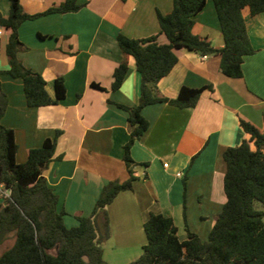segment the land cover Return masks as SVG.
I'll return each instance as SVG.
<instances>
[{
	"label": "crops",
	"instance_id": "crops-1",
	"mask_svg": "<svg viewBox=\"0 0 264 264\" xmlns=\"http://www.w3.org/2000/svg\"><path fill=\"white\" fill-rule=\"evenodd\" d=\"M65 1L20 0L25 13L40 16L19 27V39L27 48L19 58L42 75L53 98L55 79L64 78L66 96L58 104L27 105L22 80L7 73L8 34L0 26V79L7 95L1 122L15 132L19 164L26 162L31 149L61 131L54 160L43 175L71 228L78 224L77 213L85 217L92 213L108 182L129 177L123 147L131 127L127 111L119 105L139 103L141 77L117 37L157 36L159 44H167L157 14L170 13L173 4L172 0H76L81 6L77 12L44 14ZM9 10V0H0V14L6 18ZM243 16L255 53L245 57L241 78L222 74L218 55L179 50L177 64L158 83L159 91L175 99L184 86L212 89H205L194 107L163 102L142 109L149 127L131 147L133 189L120 192L107 206L111 236L103 244V258L108 264H128L142 254L143 224L151 213L171 217L181 240L187 238L186 229L208 239L226 202L223 152L249 137L240 119L264 130V13L251 15L246 8ZM192 32L215 48L224 46L212 0L196 16ZM123 62L128 72L121 87L112 90L114 72ZM9 246L4 242L0 248Z\"/></svg>",
	"mask_w": 264,
	"mask_h": 264
},
{
	"label": "trees",
	"instance_id": "trees-1",
	"mask_svg": "<svg viewBox=\"0 0 264 264\" xmlns=\"http://www.w3.org/2000/svg\"><path fill=\"white\" fill-rule=\"evenodd\" d=\"M212 1L224 41L222 48H215L206 38L192 32L195 18L206 7L207 0H172L170 13L157 14L160 34L167 38V44H159L157 36L132 39L118 35L120 49L134 59L141 77L139 103L133 107L119 105L127 111L131 127L130 138L123 147L129 177L124 182H108L92 213L87 217L75 215L78 224L74 227L66 226V211L43 175L54 160L61 131L45 139L39 148L31 149L25 163H17L15 132L1 122L7 109V95L0 79V184L9 191L7 198L0 199V246L13 239L0 255V264H108L103 258V244L111 236L107 206L120 192L133 189L136 177L131 147L149 127L142 109L163 102L178 108L194 107L201 93L212 89L211 85L184 86L175 99L159 91V81L178 62L177 51L218 55L222 74L231 78L243 76L245 57L255 53L243 11L247 8L251 15L264 13V0ZM9 2L8 17L0 14V26L8 34L7 73L22 80L29 107L58 104L66 96L64 78L55 79L53 98L42 75L26 67L19 58V53L27 49L19 39V27L40 15L25 13L20 0ZM80 7L76 0H66L44 14L77 12ZM128 69L127 62L116 68L112 90L121 87ZM240 126L249 137L223 152L226 202L208 239L203 241L186 229L187 238L181 240L171 217L151 213L143 224L146 243L142 254L128 264H264V210L256 208L257 203L264 207V130L243 119Z\"/></svg>",
	"mask_w": 264,
	"mask_h": 264
},
{
	"label": "built area",
	"instance_id": "built-area-1",
	"mask_svg": "<svg viewBox=\"0 0 264 264\" xmlns=\"http://www.w3.org/2000/svg\"><path fill=\"white\" fill-rule=\"evenodd\" d=\"M167 166L166 164L164 165ZM9 196V191L4 189V186L0 184V199L3 200Z\"/></svg>",
	"mask_w": 264,
	"mask_h": 264
},
{
	"label": "rangeland",
	"instance_id": "rangeland-1",
	"mask_svg": "<svg viewBox=\"0 0 264 264\" xmlns=\"http://www.w3.org/2000/svg\"><path fill=\"white\" fill-rule=\"evenodd\" d=\"M256 208L258 209V210H264V207L261 205V204H259V203H257L256 204ZM113 241V240H112ZM6 243L8 244V245H11L12 243H13V239L11 238V239H9V240H7L6 241ZM5 247V246H4ZM3 248H0V255H1V253H2V250ZM2 250V251H1Z\"/></svg>",
	"mask_w": 264,
	"mask_h": 264
}]
</instances>
